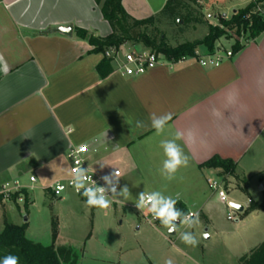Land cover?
Returning a JSON list of instances; mask_svg holds the SVG:
<instances>
[{"label":"crops","instance_id":"obj_1","mask_svg":"<svg viewBox=\"0 0 264 264\" xmlns=\"http://www.w3.org/2000/svg\"><path fill=\"white\" fill-rule=\"evenodd\" d=\"M166 3L122 0L137 20L157 15ZM59 27L73 32L52 33ZM76 29L97 37L112 32L96 0H0V190L14 181L30 187L34 176L44 195L53 198L45 188L71 176L68 152L86 145L97 172L121 171L120 188L122 178L124 185L145 177L147 192L179 194L188 212H198L208 222L214 201H220L208 179L223 180L230 196L248 192V178L264 173V32L240 42L242 49L218 68L162 62L143 76L113 71L101 79L103 55L93 53ZM197 50L208 52L204 46ZM166 112L173 116L163 134L136 127L138 120L150 124L151 113ZM177 130L185 133L177 143L189 164L168 180L160 171L165 159L160 142L173 139ZM110 153L122 155L124 166L108 169ZM214 157L233 162L235 174L202 167ZM28 198V206H34L33 197ZM7 203L0 201V219L14 224ZM247 209L244 217L263 213L246 215ZM23 224L28 219L14 225Z\"/></svg>","mask_w":264,"mask_h":264},{"label":"rangeland","instance_id":"obj_2","mask_svg":"<svg viewBox=\"0 0 264 264\" xmlns=\"http://www.w3.org/2000/svg\"><path fill=\"white\" fill-rule=\"evenodd\" d=\"M246 2L247 0H198L196 4L191 5L190 22L185 24L182 18L177 20V23L162 21L155 29L150 28L146 33L157 36L158 40L163 38L160 48L169 49L187 42H201L208 35L210 26H220L222 20H230L233 11L243 9ZM247 40L246 34L238 36L233 31L230 39L218 40L215 48L221 45L230 49L234 41ZM143 48L134 42H128L121 47L124 52ZM119 158L123 156L110 153L105 166L110 170L123 167L124 162ZM91 167L93 168L92 165ZM248 171L250 169L247 170V175ZM238 174L245 181L242 173ZM261 176L248 178V192L228 195L229 202H236L248 208L246 215L253 212L252 208L255 207L257 210L254 211L264 213V190H260L264 186V179L261 181L264 173ZM120 183L121 188L128 187L130 196L127 200L119 197L122 203H112L108 209H101L89 207L85 200L72 191L65 192L61 199L46 197L38 182L33 185V191H27L30 199L33 197L35 201L34 206L26 207L25 202L18 203L14 198L8 201L7 206L13 216L11 221L19 224L27 218V238L43 246L53 244L54 225L57 223L55 248L72 250L74 257L71 261L76 260V264H164L169 258L173 259L175 264H192L193 259L199 264H241L239 258L243 253L264 242L263 213H260L258 218L244 217L239 212H231L227 205L217 200L208 215L209 222L199 214L202 223L198 228L188 229L178 225V232L169 235L159 220L156 224H151L140 211L133 208L139 194L147 192L149 185L146 178H134L124 185L122 178ZM226 184L228 185L227 182ZM259 207L261 209H258ZM144 213L150 216L147 209H144ZM229 213L233 214L234 221L227 219ZM8 220L7 217L0 219V232L6 223H10ZM206 229L212 233L211 240H204L202 237ZM182 231L194 232L200 240L199 245L193 248L184 244L179 239V232Z\"/></svg>","mask_w":264,"mask_h":264},{"label":"trees","instance_id":"obj_3","mask_svg":"<svg viewBox=\"0 0 264 264\" xmlns=\"http://www.w3.org/2000/svg\"><path fill=\"white\" fill-rule=\"evenodd\" d=\"M197 1L167 0L166 5L158 15L137 20L127 13L122 5V0H96L104 19L111 27V34L107 37H97L82 29H76L75 34L79 39L86 41L93 47V53L103 55V60L98 66V73L101 79H104L114 71L112 59L106 58L104 54L109 49L118 50L128 42L142 45L143 49L153 52L162 51L169 60L177 61L185 56H193L200 46L206 47L208 52H213L217 41L222 38L230 39L233 31L238 36L243 33L246 34L248 40L255 39L264 32V21L257 18L254 19L253 25L249 28V23L246 20V15L251 8L249 6L237 10L230 20H222L220 26H210L208 35L201 42H187L169 49L160 48L163 38L158 40L157 36L146 33L150 28L155 29L156 25L162 21L177 23V20L182 18L185 24L190 22L192 20L191 5L196 4ZM242 47L240 41H236L233 46L234 53H238ZM202 167L222 170L223 175H234L236 171V165L233 162L219 157L212 158ZM24 193L25 205L28 207V193ZM13 198L16 199V196ZM176 207L188 212L181 202H178ZM254 210L257 208H252V211ZM27 227V224L21 226L11 223L5 224L0 232V261L5 256L15 255L19 257V264H76V260L71 261L74 257L72 250L55 248L54 244L58 236L57 223L54 225V242L51 246H43L29 240L26 236ZM241 264H264V242L249 255L243 257Z\"/></svg>","mask_w":264,"mask_h":264},{"label":"clouds","instance_id":"obj_4","mask_svg":"<svg viewBox=\"0 0 264 264\" xmlns=\"http://www.w3.org/2000/svg\"><path fill=\"white\" fill-rule=\"evenodd\" d=\"M2 59V56H0ZM173 113L166 112L162 115L151 113L149 116L150 124L146 125L144 121H136L137 128H144L146 126L155 130L157 135L163 134L166 125L172 119ZM185 133L177 130L173 139L161 140L160 146L163 149L165 159L162 161L161 174L168 180L175 178V174L181 167H187L189 164V157L184 153L183 148L177 143V140L184 138ZM80 165V161H77ZM104 165L101 164V167ZM121 173L116 170L108 175H104L101 179L104 181L103 186L97 185L95 181L89 176L88 168L85 169L82 165L71 169V183L75 191L85 197V203L89 207H97L101 209H108L113 202L122 203L119 197L124 200L130 196L127 186L119 188V179ZM91 181V186H89ZM179 194L175 198L164 195L160 191L141 192L137 200V207L140 210L147 209L154 219H158L160 224L167 229L168 234L178 232V225L186 226L188 229L198 228L201 225L198 212H185L176 207L179 202ZM239 207V206H237ZM203 238L209 237L208 232H203ZM179 239L186 245L193 248L200 243L197 235L192 231L179 232ZM0 264H19V257L15 255L5 256ZM164 264H175L173 259H166ZM192 264H199L198 261H192Z\"/></svg>","mask_w":264,"mask_h":264},{"label":"built area","instance_id":"obj_5","mask_svg":"<svg viewBox=\"0 0 264 264\" xmlns=\"http://www.w3.org/2000/svg\"><path fill=\"white\" fill-rule=\"evenodd\" d=\"M245 5L246 6L244 8L251 6L248 14L246 15V20L249 23V28L253 25V21L255 18L264 21V0H247ZM234 55L235 53L233 51V47L227 49L221 45H218L213 52H207L203 54L199 50H196L193 56H185L177 61L169 60L165 54L153 52L148 49H129L126 52H124V50H122L121 48H119L118 50L109 49L104 54L106 58L112 59V62L115 65L114 71L125 77H139L146 75L147 73L157 68V66H159L162 62H166L169 66L174 67L179 64L193 61L204 68H218L226 60L233 58ZM67 158L70 163V171L71 169L82 165L83 168H88L89 176L93 181L97 183V185H104V181L101 179V177H103L104 175L100 174L91 167L88 146L83 145L71 148L68 152ZM77 161H80V165L77 164ZM118 171L121 173L120 170ZM36 183L37 179L32 176L30 177V187L23 186L19 181L5 184L0 190V201L8 202L14 196H16V200L18 203H24V192H27L28 190L33 191V185H35ZM207 184L209 189L218 197V199L223 204L228 206L231 212L236 211L231 207L232 203L228 201V193L222 180L208 179ZM89 186H91V181H89ZM118 187L120 188V185H118ZM45 190L48 191L54 199L61 198L62 195L67 191H72L75 195L83 200L86 199L81 194L75 191L71 183V176L67 179L58 180L48 185ZM113 203L117 204L116 202ZM133 208L140 211L149 223H157L158 219H154L151 214L150 216L145 214L144 209L140 210L136 205L133 206ZM227 219L229 221L235 220L232 213H229L227 215Z\"/></svg>","mask_w":264,"mask_h":264},{"label":"water","instance_id":"obj_6","mask_svg":"<svg viewBox=\"0 0 264 264\" xmlns=\"http://www.w3.org/2000/svg\"><path fill=\"white\" fill-rule=\"evenodd\" d=\"M235 12L236 11H234V13ZM180 23H182V22H180ZM57 32H61V33H65V34H69L70 35L73 32V28L72 27H59V28H57L55 30H52V33H57ZM263 189H264V187L262 186L261 190H263ZM237 206H239V207H237ZM231 207L233 209H235L239 213H243L244 209H245L244 206L239 205V204H234V203L231 204ZM25 222H27V218L25 219ZM208 231H209V229L205 230V232H208ZM175 234H176V232H174L172 234H169V235H175ZM209 238H210V236L206 240H209Z\"/></svg>","mask_w":264,"mask_h":264}]
</instances>
